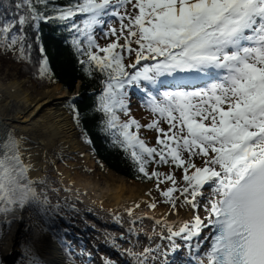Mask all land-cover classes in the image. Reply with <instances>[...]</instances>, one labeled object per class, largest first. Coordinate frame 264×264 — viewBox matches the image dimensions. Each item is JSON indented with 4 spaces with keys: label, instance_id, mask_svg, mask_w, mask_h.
<instances>
[{
    "label": "snow or ice",
    "instance_id": "6c2138e0",
    "mask_svg": "<svg viewBox=\"0 0 264 264\" xmlns=\"http://www.w3.org/2000/svg\"><path fill=\"white\" fill-rule=\"evenodd\" d=\"M53 20L63 22L70 44L87 57L79 63L104 77L91 112L109 142L130 158L138 179L155 182L170 215L192 213L178 225L154 221L166 227L159 240L167 243L125 254L136 264H264V0H15L0 17V48L27 62L34 39L38 75L50 79L40 25ZM113 21L119 28L110 27ZM97 30L115 39L102 47ZM135 93L156 116L146 125L131 115ZM72 109L80 128V109ZM141 128L157 131V147L141 138ZM81 137L91 144L86 128ZM153 164L170 170L149 171ZM30 167L21 138L11 130L0 135V220L6 224L22 219L26 208L49 205ZM147 206L155 210L157 202ZM37 243L34 234L21 245L27 264H42Z\"/></svg>",
    "mask_w": 264,
    "mask_h": 264
},
{
    "label": "bare ground",
    "instance_id": "6f19581e",
    "mask_svg": "<svg viewBox=\"0 0 264 264\" xmlns=\"http://www.w3.org/2000/svg\"><path fill=\"white\" fill-rule=\"evenodd\" d=\"M27 83V80L4 83L0 78V125L3 126L0 135L11 130L21 138L23 159L31 166L29 176L34 181L40 182L45 176L51 151L58 144L64 146L65 153L78 155L75 158L80 159L78 162L57 164L53 159L67 188L51 190L48 197L70 220L76 221L81 232L90 235L92 243L87 236L89 247H93L100 264L106 262L99 248L106 246L110 255H116L112 264H136L135 257L126 255L124 250L140 252L156 243H167L159 240L161 234H167L166 227L154 221L178 225L191 219L192 213L185 209L170 215L172 209L162 202L155 183L136 182L111 170L102 171L93 151L77 139L70 113L59 108L62 101L69 98V93L57 84L34 94L35 86L27 88ZM137 101L132 95L131 103ZM149 190L151 196L147 195ZM153 199L157 202L155 210L147 206ZM136 203H140V207L129 216L127 209L134 208ZM200 214L203 217L204 213ZM22 216L10 225L0 220V264H14L19 242L29 235L32 221L36 219L35 211L27 208ZM88 228L90 231H86ZM207 232L208 229H204L202 235ZM40 240L49 264H64L60 248L50 237L43 236ZM181 255L187 256L183 250Z\"/></svg>",
    "mask_w": 264,
    "mask_h": 264
},
{
    "label": "trees",
    "instance_id": "16d2710c",
    "mask_svg": "<svg viewBox=\"0 0 264 264\" xmlns=\"http://www.w3.org/2000/svg\"><path fill=\"white\" fill-rule=\"evenodd\" d=\"M14 2L15 0H0V17L12 9ZM70 2L71 0H56L57 4H68ZM47 11L52 12L54 9L49 8ZM62 24L63 22L53 20L40 25L41 42L52 74L51 78H40L38 75L41 53L34 39L30 61L21 60L17 55L14 57L20 65V75L33 78L42 88L50 87L52 80L54 84L62 85L69 93L77 92L78 86H80L78 98L73 103L81 112L82 125L80 131L83 128L87 129L92 141L90 145L97 153L100 162L109 170L128 179L142 182L150 181L137 178L139 174L134 170L135 165L130 158L116 145L109 142L110 137L107 136L106 132H102L101 127L98 126V121L92 118L91 109L97 100L96 94L103 89L102 80L104 77L94 68H88L79 63V60L87 59V57L81 56L70 44V34L66 28L62 27ZM28 33L30 37L35 36V33L30 29H28ZM85 114L89 116L86 120L83 119ZM80 138L84 142L81 136ZM47 225L48 231L53 234L55 240H59L66 257L70 259L67 247L63 244V241L65 242L63 238L64 228L55 220H51Z\"/></svg>",
    "mask_w": 264,
    "mask_h": 264
},
{
    "label": "rangeland",
    "instance_id": "374dc122",
    "mask_svg": "<svg viewBox=\"0 0 264 264\" xmlns=\"http://www.w3.org/2000/svg\"><path fill=\"white\" fill-rule=\"evenodd\" d=\"M110 27H116L119 28V22L118 21H113L112 24L110 25ZM96 38L98 43L100 44V46H107L109 43L113 42V40L115 39L113 38H104L103 34L97 30L96 31ZM120 43L123 44L124 43V39L123 37L120 38ZM133 47L135 48L136 46L133 45ZM16 56V54L12 51H7L4 48H0V78L4 83H8L9 81L12 80H27V88H31L30 86L33 85L35 86L34 89V94H36L38 91H42L45 89H49L52 88L53 86L57 85L54 84L53 81L51 80V86L47 87V88H42L40 87L37 82L29 77H22L21 74V69H20V65L15 61L14 57ZM134 58V57H133ZM131 59V58H129ZM126 63H128V59L125 60ZM77 92L73 93L76 95ZM69 97L71 96V94H68ZM72 100L71 99H65L62 101V105L59 106V108L62 109H66L72 119H73V109H72ZM131 107V115L133 117H135L138 121H140V123L142 125H146L148 123H150L153 119L156 118L155 114H153L152 112H150L145 106H142L141 103L139 102V100L137 102L131 103L130 104ZM136 111V112H135ZM137 113V115H136ZM122 120L127 119V117H125L124 115L121 116ZM74 122V120H73ZM75 127L77 130V139L80 140V128L77 127L76 123ZM161 127H164L165 129H167L168 125L166 124V122L161 121ZM140 136L142 139H144L149 146H153V147H157V143H156V139H157V131L156 130H148L146 128H141L140 132H139ZM81 142V140H80ZM84 144V143H83ZM51 156L52 158L48 161V167L47 170L44 172L45 176L41 179L40 185L38 187L39 191L42 192L43 195L48 197L49 191L51 190H55V189H65L67 188L65 183L63 182L59 171L57 169V165L55 164V162H53V159H55V161L57 162V164H65L67 162H78L80 161V159H75L78 155L74 154V153H65L64 152V146L61 144H58L56 147H54L51 151ZM197 164L200 163V160L197 158L196 160ZM96 163L97 165L101 168L102 171H108L109 169L102 164L97 158H96ZM158 169L161 172H168L170 169L167 165H152L150 167V170L153 169ZM177 178L179 180V178L181 177V170H175ZM149 183H155L154 181L149 182ZM49 200V205H39V211H35L36 213V219L32 221L31 224V228L29 231V235L22 238L19 242V249L17 252V256L15 259L14 264H27V258L25 256L22 255V247L21 245L28 239H33L34 238V234H38V238H39V243H37L36 247L38 249V254L41 258L42 264H49L48 261V257L47 255H45L42 251V243H41V238L43 236L48 238V227L47 224L50 223L51 218H54L56 220L61 219L62 215H65L64 213H62L50 200V198L48 197ZM51 207V211H47L48 207ZM146 213V212H145ZM68 217V215H65ZM69 218V217H68ZM70 220V219H69ZM86 222H88L87 220H85ZM70 225H68V231L67 233V237H72L71 242H70V248H71V255L73 258V262H65L64 264H99L101 263V261L98 259V256L93 252V250L91 248L93 247H89L91 246L90 243L91 239H90V235L88 233H84L81 232L80 230H82L80 228V226L76 223V221L70 220L68 222ZM79 229V230H77ZM85 231V230H84ZM86 231H90V228L86 229ZM91 235H92V231H91ZM78 237L79 240H75V237ZM90 241V243H88V239ZM75 238V239H74ZM80 242V243H79ZM79 243V244H78ZM103 248V247H102ZM102 249L99 248V251ZM102 254V253H101ZM108 260V259H107ZM109 260H113V259H109ZM104 261V260H103Z\"/></svg>",
    "mask_w": 264,
    "mask_h": 264
},
{
    "label": "water",
    "instance_id": "95a60500",
    "mask_svg": "<svg viewBox=\"0 0 264 264\" xmlns=\"http://www.w3.org/2000/svg\"><path fill=\"white\" fill-rule=\"evenodd\" d=\"M95 156H96V154H95Z\"/></svg>",
    "mask_w": 264,
    "mask_h": 264
}]
</instances>
